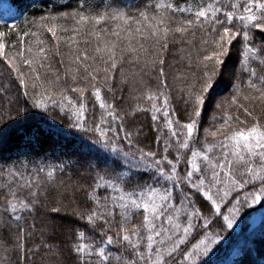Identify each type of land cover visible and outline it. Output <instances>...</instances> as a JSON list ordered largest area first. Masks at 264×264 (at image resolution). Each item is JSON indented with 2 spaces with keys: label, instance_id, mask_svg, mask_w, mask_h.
<instances>
[{
  "label": "snow or ice",
  "instance_id": "1",
  "mask_svg": "<svg viewBox=\"0 0 264 264\" xmlns=\"http://www.w3.org/2000/svg\"><path fill=\"white\" fill-rule=\"evenodd\" d=\"M42 12L0 25V93L15 87L24 105L8 109L19 119L0 112V152L17 157L0 164L16 264H222L254 206L264 231V0H76ZM32 109L62 113L99 146L94 160L72 173L26 152L74 135L45 132Z\"/></svg>",
  "mask_w": 264,
  "mask_h": 264
},
{
  "label": "trees",
  "instance_id": "2",
  "mask_svg": "<svg viewBox=\"0 0 264 264\" xmlns=\"http://www.w3.org/2000/svg\"><path fill=\"white\" fill-rule=\"evenodd\" d=\"M6 0H0V2ZM14 6L16 13V18L14 21L9 22L0 18V25H11L16 23L20 25L21 28L25 26V20L30 21L33 16L42 15V9L53 7L54 5H63L67 4L74 6L76 0H9ZM110 0H95V3L98 5H103L108 3ZM122 6H138L147 0H117ZM261 35L259 32L256 33L255 39L259 43L261 40ZM15 39V36H13ZM179 47V44L176 45ZM179 59V55L175 52V49L172 50V54L169 59ZM239 67V53L233 49L231 53V60L228 62V68L232 69L233 67ZM235 77L231 75L225 76V81L228 83V87L220 93L221 96H228L231 94V83L234 81ZM9 84V76L5 71L4 66L0 64V86H6ZM19 93L15 87H9V90L4 93H0V112H6L5 120L8 116H12L14 119H19L16 116L15 111L9 112L8 109L11 107L15 109L16 107H23L22 98H19L21 102L18 103ZM91 103V101H90ZM178 107L180 106L177 102ZM31 111L39 113L40 116L46 118L48 123H42L40 127L47 132L48 124L57 125L61 128H64L68 132L74 133L73 136L61 138L59 136H53L50 139L42 137L43 144L36 145L32 149L26 150V152H31L36 156H47L51 159H60L71 162V167L68 168V172L74 173L77 169L83 170L87 167L89 160H94L93 153L95 152L98 145L93 143L92 139H89L84 133L76 129L68 128V121L64 118L62 113H59L58 110H53L50 112H44L41 109H32ZM99 114V109L97 106V112L95 115ZM93 113H89V118L91 119ZM136 119L142 120L145 124L150 120V116L146 114H140ZM38 121V118L30 117L28 118L29 123H35ZM90 135V134H89ZM83 141V144L81 143ZM90 146V147H89ZM103 151V150H102ZM26 154V153H22ZM17 157L15 155V150L0 152V164L10 163L12 160H15ZM75 179V175H73ZM57 199V193L55 190L52 191L50 195V200L55 201ZM55 203H50V207H55ZM47 220L55 222L57 225L66 224L70 219H73L69 216H66L64 213L56 214L50 213L47 217ZM243 230L238 233L236 236L238 238L235 240L236 249L240 250V256H233L230 253L231 249L226 247L224 255L221 258L222 264H228L229 261L233 259H239L241 264H264V231L260 228V222L251 227L247 225ZM13 241L12 232L8 229L0 227V264H16L17 256L10 247ZM194 242V241H193ZM233 245V244H232ZM233 246H231L232 248ZM7 249V250H5Z\"/></svg>",
  "mask_w": 264,
  "mask_h": 264
},
{
  "label": "rangeland",
  "instance_id": "3",
  "mask_svg": "<svg viewBox=\"0 0 264 264\" xmlns=\"http://www.w3.org/2000/svg\"><path fill=\"white\" fill-rule=\"evenodd\" d=\"M16 17L17 16H16L12 2H10L9 0L0 2V18L1 19L12 22V21H14V19ZM254 208H256L255 212H251V210H247V211L251 212V215L244 217V224L251 225V227H254L255 225H257L260 222L259 221V208H258V206H254ZM253 219H255V223H253ZM241 231L242 230L240 228H237L236 234L232 237L231 242L228 244V249H231V251H230L231 254H233V250L236 249V247H234L235 240L238 238V236H236V235L238 233H240ZM231 246H233V247L231 248ZM225 250H226V248L222 247L220 252H219V255L214 258L217 262H221V258L224 255ZM233 256H234V254H233Z\"/></svg>",
  "mask_w": 264,
  "mask_h": 264
}]
</instances>
